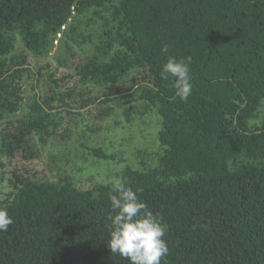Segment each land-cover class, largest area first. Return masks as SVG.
Returning a JSON list of instances; mask_svg holds the SVG:
<instances>
[{
  "label": "trees",
  "instance_id": "obj_1",
  "mask_svg": "<svg viewBox=\"0 0 264 264\" xmlns=\"http://www.w3.org/2000/svg\"><path fill=\"white\" fill-rule=\"evenodd\" d=\"M96 9L112 12L113 27L75 71L82 85L102 88L134 69L147 73L136 93L98 104L109 116L116 101L140 102L160 120L157 167H125L119 179L168 225L161 264H264V126L249 127L264 102V0H0V122L23 101L27 69L13 67L26 57L12 55L14 37L38 56L49 37ZM168 57H191L187 101L175 96L171 78L161 79ZM69 97L29 102L5 153L23 150L29 135L57 136L64 119L51 102ZM13 178L11 199L0 203L13 220L0 232V264H129L106 243L113 182L80 191L66 178Z\"/></svg>",
  "mask_w": 264,
  "mask_h": 264
},
{
  "label": "rangeland",
  "instance_id": "obj_2",
  "mask_svg": "<svg viewBox=\"0 0 264 264\" xmlns=\"http://www.w3.org/2000/svg\"><path fill=\"white\" fill-rule=\"evenodd\" d=\"M112 27L111 11L88 10L68 22L61 34L49 37L38 56L28 53L19 37H14L12 55L26 57V63L13 68H24L27 72L19 82L21 109L0 122V203L11 199L10 183L17 184L13 174L35 182H57L66 178L75 189L91 191L99 184L119 179L125 167L137 171L157 167V157L162 153L157 142L161 129L159 118L150 110L144 111L140 102L116 101L109 116H103V107L98 104L108 97L136 93L141 85H147L146 71L134 69L124 81L105 88L82 85L75 71L96 53V48L107 39L104 32ZM54 92L70 96L64 100L66 105L51 102L64 119L57 136L40 142L38 137L29 135L23 150L18 149L9 157L2 144L11 140L7 136L17 133L27 104L32 100L42 102ZM262 126L264 102L249 121L251 130ZM90 149L113 154L121 162L97 159Z\"/></svg>",
  "mask_w": 264,
  "mask_h": 264
},
{
  "label": "clouds",
  "instance_id": "obj_3",
  "mask_svg": "<svg viewBox=\"0 0 264 264\" xmlns=\"http://www.w3.org/2000/svg\"><path fill=\"white\" fill-rule=\"evenodd\" d=\"M167 53V46L161 47ZM191 57L177 60L168 57L163 64L162 80H172L175 96L187 101L192 94L190 76ZM110 196V222L107 247L112 254L129 261V264H161L169 254L165 236L168 225L160 214H153L137 193L120 179L114 180ZM13 223L6 208H0V232H7Z\"/></svg>",
  "mask_w": 264,
  "mask_h": 264
}]
</instances>
